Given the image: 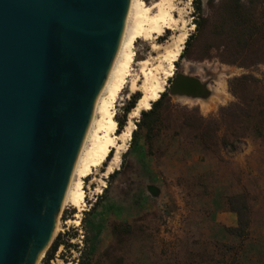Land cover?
I'll return each mask as SVG.
<instances>
[{
	"label": "rangeland",
	"instance_id": "1",
	"mask_svg": "<svg viewBox=\"0 0 264 264\" xmlns=\"http://www.w3.org/2000/svg\"><path fill=\"white\" fill-rule=\"evenodd\" d=\"M190 1L175 0L180 20L162 39L139 38L135 43L130 79L139 77L138 90L143 95L150 82L143 76L144 68L167 83L170 105L153 139L148 141L146 130H140L131 148L136 162L126 169L121 167L122 155L132 136L118 139L124 147L113 169L120 172L114 177L105 174L117 151L113 148V156L85 179L86 207L80 212L69 204L63 207L58 218L63 230L54 235L50 247L57 239L61 243L51 264H80L85 251L91 264H216L234 257L236 264H264V4L257 10L260 33L234 57L232 45L210 26L228 1L202 0V14L210 22L201 30L194 23V0ZM242 1L251 5L253 0ZM183 31L193 34L191 46L167 77L166 54ZM179 72L199 77L210 94L172 95L170 86ZM238 77L245 78L235 80ZM131 94L127 83L115 103L116 120ZM140 117L141 113L133 120L135 129ZM152 186L158 188L157 195ZM234 207L247 208L243 211L250 219V233L245 238L230 234L225 227L234 226L218 220L219 214L232 211L237 226Z\"/></svg>",
	"mask_w": 264,
	"mask_h": 264
},
{
	"label": "water",
	"instance_id": "2",
	"mask_svg": "<svg viewBox=\"0 0 264 264\" xmlns=\"http://www.w3.org/2000/svg\"><path fill=\"white\" fill-rule=\"evenodd\" d=\"M129 5L0 0V264H39L52 243ZM170 93L210 90L179 72Z\"/></svg>",
	"mask_w": 264,
	"mask_h": 264
},
{
	"label": "bare ground",
	"instance_id": "3",
	"mask_svg": "<svg viewBox=\"0 0 264 264\" xmlns=\"http://www.w3.org/2000/svg\"><path fill=\"white\" fill-rule=\"evenodd\" d=\"M178 9L180 8L175 3V0H157L151 4H147L145 0H130L118 49L106 81L96 99L92 118L78 153L65 194L63 203L64 207L69 204L78 207L79 212L84 209L86 197L85 179L92 175L96 168H99L104 162H106L105 160L109 156L111 149L117 148L116 154L111 160L112 165L108 166L105 174L110 175L114 171L113 164H119L121 149L124 147H122L117 140H127L131 138L132 132L136 127L133 120L136 117L138 118L142 109H150L152 102L158 100L161 93L165 91L167 83L164 78L163 81H161L159 77H156L151 71H147L144 68L142 71L143 76H145L146 80L150 81L147 90L143 93L141 98L138 99L135 108L131 111L128 124H126L125 128L119 133L115 132L118 127L117 120L115 119V103L117 98L127 83L129 84V90L131 93L138 90L139 77L137 76L130 79V77L133 76L132 69L136 55L134 49L136 41L139 38L145 40L162 39L164 32H167L168 29L173 28V25L179 22L180 19L176 16V11H178ZM183 12H185V10ZM188 25L190 24L188 23ZM188 36L189 31H185L178 39H176V42L174 40V49L167 52L166 56L170 58V67L164 72L167 77L173 75L174 62L181 55ZM148 63L149 62H147V64ZM144 82L146 81L144 80ZM103 182V186H105V181ZM98 191L101 192V190ZM62 230L63 227L61 221L58 219L54 235Z\"/></svg>",
	"mask_w": 264,
	"mask_h": 264
},
{
	"label": "trees",
	"instance_id": "4",
	"mask_svg": "<svg viewBox=\"0 0 264 264\" xmlns=\"http://www.w3.org/2000/svg\"><path fill=\"white\" fill-rule=\"evenodd\" d=\"M228 3L219 18H216L215 21L210 23L212 31L220 36L221 38H225L234 48V51L230 53L231 56H237L238 51L244 50L246 46H248L251 41L254 40L255 36L260 33L261 24L257 21V10L260 5L264 4V0H253L251 5L243 2L242 0H227ZM195 7V25L197 30H201L207 23H209V19L204 17L202 14V0H194ZM193 39V34H191L185 42V48L181 53V56H184L189 47L191 46V42ZM231 48V49H232ZM180 56V57H181ZM229 62H234L233 59H228ZM245 77H238L235 80H242ZM142 93L140 90L132 93L130 96V100L124 107V113L122 117H117V123L119 127V132L127 124L128 115L135 108L138 99H140ZM168 91L165 90L161 93L158 100L152 102L150 109H143L141 111V117L139 121H137V128L132 132V142L126 153L123 155V160L121 167L123 169L132 167L136 162L134 155H132V145L137 142L139 137L140 130H146V139L151 141L153 139V133L159 123L163 118V112L168 108L170 104H168ZM168 104V105H167ZM113 149H111L108 159L112 156ZM132 155V157L130 156ZM120 172V169L115 170L110 174L109 177H114L115 174ZM109 190V185L104 189V193ZM97 204V202H96ZM94 204V206H96ZM246 207L243 208H233L234 211L238 213V225L234 227H225V230L230 234L237 235L241 238H245L249 235L250 228V219L247 218ZM118 226V225H117ZM114 227V230L117 228ZM60 241L57 239L53 242L52 246L47 251L43 264H51L50 260L53 258L55 252L57 251ZM229 248H233L230 247ZM237 260L234 257L231 261L221 260L217 261L216 264H236ZM80 264H91V260L89 258V253L85 251L80 259Z\"/></svg>",
	"mask_w": 264,
	"mask_h": 264
},
{
	"label": "crops",
	"instance_id": "5",
	"mask_svg": "<svg viewBox=\"0 0 264 264\" xmlns=\"http://www.w3.org/2000/svg\"><path fill=\"white\" fill-rule=\"evenodd\" d=\"M218 218H219L218 220H221L222 222H226L227 223L226 226H235L237 223L236 222L237 217L235 213L232 211H227L222 214H219Z\"/></svg>",
	"mask_w": 264,
	"mask_h": 264
},
{
	"label": "flooded vegetation",
	"instance_id": "6",
	"mask_svg": "<svg viewBox=\"0 0 264 264\" xmlns=\"http://www.w3.org/2000/svg\"><path fill=\"white\" fill-rule=\"evenodd\" d=\"M185 56V55H184ZM182 73H185V72H182ZM185 74H187V73H185ZM191 75V74H190ZM124 194H127V191L124 193Z\"/></svg>",
	"mask_w": 264,
	"mask_h": 264
}]
</instances>
